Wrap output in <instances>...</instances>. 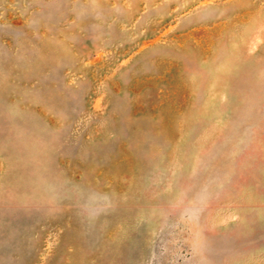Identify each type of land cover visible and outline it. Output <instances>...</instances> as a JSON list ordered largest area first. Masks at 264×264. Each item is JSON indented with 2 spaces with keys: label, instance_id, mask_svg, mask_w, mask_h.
I'll return each instance as SVG.
<instances>
[{
  "label": "rangeland",
  "instance_id": "1",
  "mask_svg": "<svg viewBox=\"0 0 264 264\" xmlns=\"http://www.w3.org/2000/svg\"><path fill=\"white\" fill-rule=\"evenodd\" d=\"M0 264H264V0H0Z\"/></svg>",
  "mask_w": 264,
  "mask_h": 264
}]
</instances>
